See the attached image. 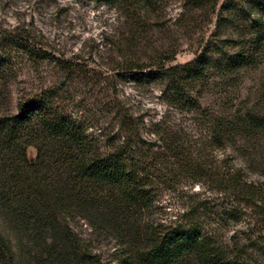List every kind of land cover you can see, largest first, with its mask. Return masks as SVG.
<instances>
[{"label": "rangeland", "instance_id": "obj_1", "mask_svg": "<svg viewBox=\"0 0 264 264\" xmlns=\"http://www.w3.org/2000/svg\"><path fill=\"white\" fill-rule=\"evenodd\" d=\"M183 4L161 0L164 30L153 28L156 37L178 40ZM126 12L116 0H0V116L16 113L21 99L57 88L62 105L86 122L102 145L117 144L131 130L133 135L138 131L143 139L137 149L149 154L157 174L147 221H197L229 244H244L245 264H264V130L239 121L233 140L226 148L219 146L206 136L209 123L203 109L187 113L169 105L162 84L129 77L122 69V49L128 45H119L128 29ZM212 30L205 29L206 38ZM200 41L198 36L183 38L176 59L167 64L194 59ZM241 74L234 82L211 86L203 107L230 117L250 109L264 118V61ZM156 124H162L161 131L171 126L177 134L189 133V146L214 164L213 172L234 170L259 193L238 192L217 175L201 181L183 175L171 150L153 133ZM36 154L30 146L29 157L36 160ZM68 222L86 255L81 264H119L121 245L111 232L80 218ZM0 231L14 264H79L60 228L25 223L0 207Z\"/></svg>", "mask_w": 264, "mask_h": 264}, {"label": "trees", "instance_id": "obj_2", "mask_svg": "<svg viewBox=\"0 0 264 264\" xmlns=\"http://www.w3.org/2000/svg\"><path fill=\"white\" fill-rule=\"evenodd\" d=\"M118 1L127 9L128 29L119 45H128L122 49V69L129 77L162 84L169 105L187 113L203 109L209 123L206 136L219 146L226 148L233 140L239 121L264 130V118L250 109L230 117L203 107L211 86L234 82L244 70L264 61V0H184L178 40L158 38L154 33L155 27L161 33L164 30L161 0ZM209 26L213 30L206 38ZM195 36L202 44L196 57L167 64L176 59L181 40ZM61 99L59 89L45 88L21 99L16 113L0 116V207L25 223L60 228L79 264L86 255L71 233L70 217L111 232L121 245L119 264L248 261L244 244L236 240L229 244L197 221L170 225L147 221L157 174L149 154L137 149L143 137L131 130L117 144L102 145ZM162 124H156L153 133L171 150L183 175L197 181L217 175L238 192L259 193L234 170L222 175L213 172L214 164L189 146V133L177 134L171 126L161 131ZM30 146L36 148V160L28 155ZM0 258L3 264H14V254L1 231Z\"/></svg>", "mask_w": 264, "mask_h": 264}]
</instances>
